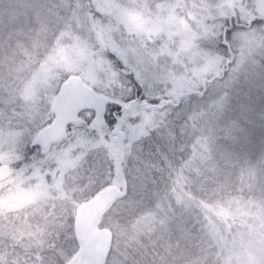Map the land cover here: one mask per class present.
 <instances>
[{
    "label": "snow or ice",
    "instance_id": "6c2138e0",
    "mask_svg": "<svg viewBox=\"0 0 264 264\" xmlns=\"http://www.w3.org/2000/svg\"><path fill=\"white\" fill-rule=\"evenodd\" d=\"M36 9L18 31L0 19V63L32 66L21 36L48 53L29 81H13L0 96V176L37 182L36 199L51 203L35 225L25 223L28 237L16 239L18 222L0 220V264H219L177 189L235 192L239 181L243 192L264 172V126L250 103L259 96L264 105V60L258 67L251 59L264 52V0L218 7L212 27L191 37L214 42L196 45L203 69L189 59L188 71H178V61L162 66L126 10L117 8L116 19L138 43L103 25L97 0H43ZM82 23L90 25L86 36ZM234 88L247 97L239 118L227 115ZM153 134L160 142H148ZM101 189L112 194L104 223L85 222L86 201Z\"/></svg>",
    "mask_w": 264,
    "mask_h": 264
},
{
    "label": "clouds",
    "instance_id": "9594fccd",
    "mask_svg": "<svg viewBox=\"0 0 264 264\" xmlns=\"http://www.w3.org/2000/svg\"><path fill=\"white\" fill-rule=\"evenodd\" d=\"M108 5L106 13L103 19V25L111 27L116 30V34L119 35L121 32L123 36L128 41H136L137 43L140 40L135 32L129 33L124 23L117 21L115 11L117 8L127 11V14L132 16L133 14L142 17V22L144 23V29L142 36L146 41L147 46L150 50H154L159 53V50L164 45L165 37L163 34L156 35L151 32L152 24L151 21L154 20L157 16H165L170 13H174L182 18L188 17V12L191 11L195 13V9L185 6L181 8L179 4H168L165 6V9L162 10L160 4L162 0H106ZM112 13V14H108ZM188 23L191 24L193 21L188 18ZM52 44H55V41H52ZM32 58L33 64L31 67H28L27 64L21 66L20 58H17L16 62L13 64L11 62H2L0 63V78H2L6 84L12 85L13 81L19 82L24 80L25 82L31 79V73H34L39 68V63L37 61H43L48 53L44 51L43 48H40L38 51L36 48H28ZM49 52L52 51V47L49 46ZM171 58L173 61H176L177 56H183L185 53H180L177 46H173L171 49ZM167 59V58H166ZM252 61L259 67L261 65V60H264V52H255L251 57ZM170 68L172 65L169 66ZM176 69L188 71L185 65L176 64ZM198 69H203V64L197 66ZM19 69V71H18ZM207 79L212 78V70H208ZM8 89L5 88V92ZM19 95V93H17ZM21 103H28L24 101L23 96H20ZM15 179V177H7L5 180V187H11L12 185L8 184V180ZM37 182L25 181L23 183L24 188H31L36 190ZM178 192L184 197V202L195 210L199 214L201 220V226L205 229V234L212 240V243L216 245V255L219 257V264H237V261L229 255L230 249L226 245H231L235 241L237 245L247 238L248 227L244 221H241L237 217L239 209H242L244 206V199L238 192H233L231 189L221 191L220 189L209 190L207 193L201 192L196 188L185 185L183 189L178 188ZM53 195L50 191L49 196ZM111 193L101 189L95 195L91 196L86 203L88 205H99L102 204L105 200L111 197ZM203 200L210 207L205 208L199 204V201ZM51 203V200L36 199L32 204L27 205L16 212H0V219H3L6 222L9 220L13 222H18L20 226L18 231L19 235L15 238L19 239L20 236L28 237L29 232L24 231V225L27 221L31 219V223L35 225L37 215L42 214L41 209L44 204ZM51 211V208L48 209ZM221 211L228 213L227 217H221L218 215ZM107 213V208H104L103 212L100 215L99 225L104 223V217ZM23 218V219H22ZM98 225V226H99ZM237 229V231H233ZM103 232V228L100 229ZM0 235H7L6 232L0 233ZM34 235V233H33ZM39 240V238H37ZM257 242L260 243L261 247H264V229L260 230V235L257 237ZM177 264L179 260L177 258ZM183 264H192L191 260L184 261Z\"/></svg>",
    "mask_w": 264,
    "mask_h": 264
},
{
    "label": "rangeland",
    "instance_id": "374dc122",
    "mask_svg": "<svg viewBox=\"0 0 264 264\" xmlns=\"http://www.w3.org/2000/svg\"><path fill=\"white\" fill-rule=\"evenodd\" d=\"M6 1L14 2L15 0ZM42 1L43 0H35L32 3L31 7L37 10L36 5L40 4ZM250 2H252V0H243V2L242 0H214L213 2H209L207 0H203V2H201V0L165 1L164 4L160 5L162 10H164L165 6L168 4H179L182 9L185 8V6L195 9V13L189 11L187 18H182L181 16H178L174 13H170L165 16H157L154 21H151V32L156 35L163 34L165 37V42L162 46L164 50H159V58L162 66L165 63H167L168 66H173V60L171 58L170 51L173 46H177L180 53H185V55L183 56L176 57V61H178V64L185 65L186 62L191 59L192 61H194L192 66L195 67L199 64H203L207 59L202 54H195L196 48L193 45L194 42H192L191 40L192 30L190 24L188 23V18H190L193 21V24L196 26L198 24H204L203 22L204 20H206L205 18L210 19L207 24V27L209 28V26L212 27V25L215 23L212 17L217 15H215V13L213 12H217L218 7L222 6L225 10H230V8L234 6L237 10H239L243 7V3ZM6 8L9 18L18 17L19 19H23V9H20L17 6L15 7L14 4L6 5ZM132 17H134L136 22L144 28L142 17H139L136 14H133ZM242 42V38L238 37L237 43ZM70 47L71 45H65L66 49ZM190 52L193 53L191 57L189 56ZM208 70H212V68L209 67ZM0 81L4 84L5 87L10 86L6 84V82L2 78H0ZM178 86L185 87L186 84L183 81H178ZM257 174L261 175L262 173L258 170ZM7 177L9 176H5L0 180V212L19 209L22 206L36 200V190L31 188H24L22 186L23 182L18 178L8 180V184L12 186L6 188L5 180L7 179ZM257 237H259V235L247 234L246 240L241 241L238 245L235 241L231 245H226V247L230 249L229 255L237 261V264H260L261 259L264 258V247H261L260 243L257 242Z\"/></svg>",
    "mask_w": 264,
    "mask_h": 264
},
{
    "label": "trees",
    "instance_id": "16d2710c",
    "mask_svg": "<svg viewBox=\"0 0 264 264\" xmlns=\"http://www.w3.org/2000/svg\"><path fill=\"white\" fill-rule=\"evenodd\" d=\"M34 1L35 0H15L14 2H8L6 0H0V19H7V20L13 21L17 25V31H18L19 26L26 25L28 18L36 12V10L33 7H31V5ZM165 1H167V0H162V3L160 5L164 4ZM207 1L213 2L214 0L213 1L207 0ZM30 2H31V4H30ZM53 2H55V0H53ZM79 2L83 5H87L88 0H79ZM201 2H203V0H201ZM97 3L104 6L105 11H106V9L108 7L106 0H97ZM9 4H14L15 7L17 6L18 8L23 9V11H24L23 19H19L18 17H15V18H9L8 17L6 5H9ZM213 13H215V15L218 14L217 12H213ZM205 19L206 20H204V22H203L204 24H198L197 26L194 25L193 23L190 24V27L192 30V34H191L192 36L194 33L201 34V35L203 34L205 26L207 27V24L210 20L207 18H205ZM152 21H154V20H152ZM82 22H83V17H82ZM210 23H209V25H210ZM82 27H83L84 34L86 36L87 31H88V27H90V25H83V23H82ZM210 28L211 27L209 26V29ZM15 38H16V36L14 34V39ZM20 38L27 48H29V49L32 48V40L24 39L23 36H21ZM213 43L214 42L209 37L207 39L196 40L193 43V45L195 48H196V45H200L202 48L206 44H213ZM5 88H7L9 90L11 88V85L9 87H5L4 84L0 81V96L5 94ZM242 97L244 99H247V97L244 96L243 93H241L239 88H234L232 90L231 97H230L229 109L227 112V115L229 118H239L240 117V104L242 102ZM250 103L252 104L251 115L253 116V118L256 122V126L257 127L264 126V105H261L260 97L257 96L255 101H250ZM148 142L149 143L160 142L159 137L156 134H153L151 140H149ZM28 149H32V151H27ZM35 152H36V149H35L34 145H31V144L26 145V156L29 159H31V157L33 155H35ZM259 172H261L262 174L261 175L257 174V176L254 179L246 180L243 192L240 191L241 186H240L239 181H237V183H236V192H238L243 197L244 206L242 209L238 210L237 217H235V218H237L241 221H244L246 226H250V227H248L247 234H251V235H260V230L264 229V172H262L260 170H259ZM248 185H251V187H249ZM32 203L33 202H30V203L22 206L21 208H23L27 205H30ZM209 207L210 206L207 204V207H205V208H209ZM21 208H19V209H21ZM19 209L10 210L7 212L13 213V212L18 211ZM218 215H220L221 217H227L228 213L221 211L220 213H218ZM0 220H3V219H0ZM3 224L5 226H7L9 224V222H6L3 220ZM233 231H237V229H233Z\"/></svg>",
    "mask_w": 264,
    "mask_h": 264
},
{
    "label": "water",
    "instance_id": "95a60500",
    "mask_svg": "<svg viewBox=\"0 0 264 264\" xmlns=\"http://www.w3.org/2000/svg\"><path fill=\"white\" fill-rule=\"evenodd\" d=\"M6 175L0 176V179L4 178ZM111 197L105 200L102 204L99 205H88L83 211L82 219L85 222L96 223L103 212L104 208H107Z\"/></svg>",
    "mask_w": 264,
    "mask_h": 264
}]
</instances>
